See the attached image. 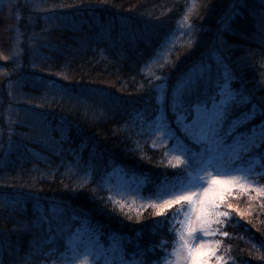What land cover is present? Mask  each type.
I'll list each match as a JSON object with an SVG mask.
<instances>
[{
	"label": "trees",
	"instance_id": "obj_1",
	"mask_svg": "<svg viewBox=\"0 0 264 264\" xmlns=\"http://www.w3.org/2000/svg\"><path fill=\"white\" fill-rule=\"evenodd\" d=\"M38 1L47 12L34 0H0V200L21 202L15 213L0 209V264H52L58 252L27 258L34 240L44 251H63L70 236L78 244L94 234L110 247L118 234L128 261L139 259L138 245L147 250L163 240L170 249L172 235L148 204L153 185L141 189L138 208L117 199L114 186L118 177L135 188L145 175L156 180L175 171L165 167L168 144L154 127L161 106L175 121L181 74L210 75L213 85L234 75L233 91L264 104L262 0ZM233 6L238 14L226 30ZM13 96L42 114L47 128L30 112L12 111ZM250 107L237 105L234 118ZM260 163L255 180L264 187ZM229 199L239 212L220 225L229 236L218 237V254L224 264H264V195L236 191ZM41 216L51 220V233L47 222L28 230L18 223ZM152 221L160 226L153 229Z\"/></svg>",
	"mask_w": 264,
	"mask_h": 264
},
{
	"label": "snow or ice",
	"instance_id": "obj_2",
	"mask_svg": "<svg viewBox=\"0 0 264 264\" xmlns=\"http://www.w3.org/2000/svg\"><path fill=\"white\" fill-rule=\"evenodd\" d=\"M82 3L83 0L81 6ZM99 3L106 4L107 0H99ZM237 14L238 9L233 6L223 24L224 29L231 30L227 20ZM257 24L264 38V0ZM109 30L110 26L105 27V31ZM221 43H225L222 37ZM232 78L234 75L228 82L213 85L210 75L204 78L203 73L196 77L181 74L171 105L175 121L169 119L164 106L159 108L160 114L156 116L155 134L165 144L175 142L165 153V167L175 171L165 173L162 179L156 180L145 175L132 190L139 195L145 184L153 185V191L147 198L148 204L154 209L153 216L162 217L164 226L172 235L170 249L165 247L167 241L163 240L147 250L138 245L139 251L134 256L138 255L139 259L129 262L125 259L123 237L114 234L111 246L105 247L93 234L87 242L82 240L79 244H74L70 236L63 251H44L43 242L34 240L33 250L26 254L27 258L33 255L47 257L58 252L52 264H224V257L218 254L222 241L210 238L217 234L229 236L218 226L231 219L232 211L239 212L229 199L233 189L246 192L249 187H254L249 179L252 170L245 169L241 162L252 158L260 163L264 159V104L253 103L250 95L233 91ZM213 87L215 92L211 91ZM59 91L61 95L68 94L64 89ZM240 104L251 107L234 118L235 107ZM31 115L39 121L42 130L47 128L42 114ZM258 117L260 120L256 122ZM255 190L264 195V187ZM20 203L19 199L5 198L0 200V209L15 213ZM169 209H172L171 213ZM112 210L115 212V206ZM128 219L132 217L129 215ZM139 220L137 216V222ZM45 222L51 233V220L46 216L36 218L31 224L18 223L22 224L23 230H28L30 227L42 229ZM160 223L152 221L153 229L159 227ZM54 238L50 237L47 242ZM157 247L162 249V254H155ZM149 252L153 253L151 257Z\"/></svg>",
	"mask_w": 264,
	"mask_h": 264
},
{
	"label": "rangeland",
	"instance_id": "obj_3",
	"mask_svg": "<svg viewBox=\"0 0 264 264\" xmlns=\"http://www.w3.org/2000/svg\"><path fill=\"white\" fill-rule=\"evenodd\" d=\"M16 1H18V0H16ZM33 3L37 7H39L38 9L40 11H46V12L48 11V8L45 6V4L43 2L39 3L38 0H34ZM36 6H35V9H36ZM44 16H46V15H44ZM15 40H16L15 41V43H16L15 55L16 54L18 55L19 54V47L18 46H19V42H20V33L19 32H18L17 37L15 38ZM10 104H11L10 109L12 111H14V112L20 111V113H25L26 117H27L29 112L32 113L30 110H28L25 107V105H23L25 103H24V101L22 100L21 97L17 98V97L13 96L11 98V103ZM159 140L160 141H164V140H161L160 138H159ZM173 143H175V142H173ZM167 144H168L167 148H170L172 146V144L169 141H168ZM241 165L245 169H251L252 170L251 173L249 174V179H250L252 185H254V187H249L248 191L251 190V191H253V192L258 194V192L255 190V188L260 187V186L258 185V182L255 179H256L258 174L263 172V170H261V171L259 170V168L261 166V163H256L255 159H251L250 161H242ZM118 178L119 179L117 180L116 185L114 186L115 192L117 193V199L126 200L129 205H131V206H133L135 208L140 207L142 205V202H143V199L140 198L142 196L140 194L138 195L136 192H134L132 190L134 188L131 186L130 183H127V181H126V179L124 177H118ZM236 191H242V190L239 189V188H235V189H233V194H235ZM218 227H220V225ZM219 236H221V235L217 234L215 237H211L210 239L219 240L220 239V238H218ZM88 239H89L88 237L87 238H83V239H81V241L83 240V242H87ZM81 241L79 243H81ZM4 242H6V240H4ZM4 244H6V243H4ZM2 245H3V243H2V241H0V251H1ZM101 245H103V244H101ZM129 262H132V261H129ZM101 264H102V262H101Z\"/></svg>",
	"mask_w": 264,
	"mask_h": 264
}]
</instances>
